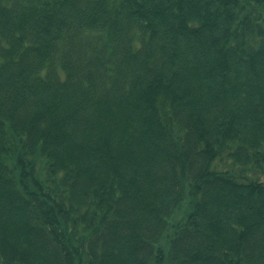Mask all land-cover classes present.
<instances>
[{
	"label": "trees",
	"instance_id": "obj_1",
	"mask_svg": "<svg viewBox=\"0 0 264 264\" xmlns=\"http://www.w3.org/2000/svg\"><path fill=\"white\" fill-rule=\"evenodd\" d=\"M139 3L0 8V264H264V174L203 178L227 143L264 162V0Z\"/></svg>",
	"mask_w": 264,
	"mask_h": 264
},
{
	"label": "bare ground",
	"instance_id": "obj_2",
	"mask_svg": "<svg viewBox=\"0 0 264 264\" xmlns=\"http://www.w3.org/2000/svg\"><path fill=\"white\" fill-rule=\"evenodd\" d=\"M8 1L9 0H3L2 4H0V8L9 5L7 4ZM132 1L137 4L139 2L141 3L143 0H132ZM112 9L114 10V8ZM105 23L106 22L104 21V24ZM258 140L261 143H264V136L259 138ZM231 144L227 143L226 146L218 147L219 154H216L209 158V161L207 163V173H206L207 175L204 173L203 178L204 177L206 178V176L210 177L211 175H217L225 180L230 181L233 178H235L237 174L236 172H233L230 169H235L238 172V175H240L238 177L243 176L245 173L251 175V177H260V175L264 174V162H261L260 164H258L256 167L253 168L252 158H250L249 156H240L236 160H233L232 158L236 157L237 154L234 151L235 148L232 147ZM243 144L248 149V145L245 144L244 142ZM182 145L183 144L177 143L176 147L178 152L182 151V147H183ZM202 150L203 149H198V151H202ZM44 163L45 162L41 163L40 169L42 172H43ZM191 170H190V164H186L183 166L176 165L173 167V172L178 176V180L176 182V187L178 188V190L176 191L173 197L166 198L167 202L164 207L157 209L158 210L157 214L159 216L158 224H160V226L162 227L163 234L167 232L173 237L174 233H172V228H174L179 223L180 219L185 217L186 213H191L193 207L197 205L196 197H194L195 187L197 186L195 179L200 178L201 176L195 175L196 178H194L190 174ZM37 176L39 178H42L43 174H40L38 172ZM37 176L35 175V177ZM260 182L261 180L259 179L257 181L251 180L250 185L255 184L256 186H263L264 180L262 179V183ZM111 186L112 183L108 184V189H110ZM47 187L51 189L49 191V194H54L53 193L54 189L60 190L62 188V184L55 185V180L50 179V181L47 182ZM145 200L148 201V199ZM176 204L178 205L174 208L173 206ZM11 210L13 209L11 208ZM17 211H20V209H18ZM170 228H171L170 230L171 232L169 231ZM184 231L187 232V229L184 228ZM165 238L163 239V242Z\"/></svg>",
	"mask_w": 264,
	"mask_h": 264
}]
</instances>
